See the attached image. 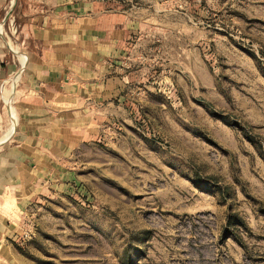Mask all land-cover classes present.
I'll use <instances>...</instances> for the list:
<instances>
[{"label": "rangeland", "instance_id": "374dc122", "mask_svg": "<svg viewBox=\"0 0 264 264\" xmlns=\"http://www.w3.org/2000/svg\"><path fill=\"white\" fill-rule=\"evenodd\" d=\"M45 13L127 46L136 107L179 119L112 134L80 101L58 175L0 192L4 264H264V0H0V157Z\"/></svg>", "mask_w": 264, "mask_h": 264}, {"label": "crops", "instance_id": "0c3cea01", "mask_svg": "<svg viewBox=\"0 0 264 264\" xmlns=\"http://www.w3.org/2000/svg\"><path fill=\"white\" fill-rule=\"evenodd\" d=\"M52 17L45 13L32 19L42 25L33 27V33L38 38L33 39L35 50L31 51L25 78L32 93L29 100L31 107L20 112L19 122L16 116L19 127L14 137L15 145L0 157L1 193L6 188L25 183L35 187L44 178L58 175L56 169L59 171L68 149L65 138L72 137L75 131H81L78 127L69 129L75 114L83 111L77 105L80 101L87 106L94 103L97 118L111 119L112 134H124L125 130L134 128L135 118L144 120L148 132L152 129V118L179 119V110L176 109L179 96L175 97L177 100L161 98L160 106L155 110H152L151 97L136 107L131 92L134 78L129 76L132 71L128 61L131 53L127 46L100 45L97 33L93 36L81 26L76 28L74 38L64 40L61 26L50 25ZM56 20L62 21L60 17ZM79 21L82 19L79 18ZM23 57L24 60H19L22 67H18L5 82H12L18 73L21 74L26 63L24 54ZM2 63L0 59V74ZM72 68L83 70L85 77H81L77 71L74 73ZM175 87L179 93V84L176 83ZM5 93V90L2 91L3 99ZM105 103L110 105L105 107ZM104 109L109 112L106 113ZM146 122L150 124L149 127ZM162 125L158 128L162 129ZM99 131L98 128L96 133ZM1 244L0 239V247ZM3 258L0 255V264L5 263Z\"/></svg>", "mask_w": 264, "mask_h": 264}, {"label": "bare ground", "instance_id": "6f19581e", "mask_svg": "<svg viewBox=\"0 0 264 264\" xmlns=\"http://www.w3.org/2000/svg\"><path fill=\"white\" fill-rule=\"evenodd\" d=\"M11 120H12V122H11L12 125L11 126L15 125V123L17 121V118H16V114H15V110L14 109H12Z\"/></svg>", "mask_w": 264, "mask_h": 264}]
</instances>
